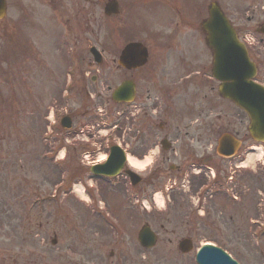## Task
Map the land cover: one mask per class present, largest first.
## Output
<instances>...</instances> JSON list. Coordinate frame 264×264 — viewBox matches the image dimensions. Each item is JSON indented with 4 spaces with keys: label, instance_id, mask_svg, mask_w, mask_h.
<instances>
[{
    "label": "flooded vegetation",
    "instance_id": "obj_1",
    "mask_svg": "<svg viewBox=\"0 0 264 264\" xmlns=\"http://www.w3.org/2000/svg\"><path fill=\"white\" fill-rule=\"evenodd\" d=\"M87 4L88 0H4L0 53L21 47V27L28 21L29 10L38 39L60 44L68 41L75 46L77 42H86L85 37L74 34L70 23L72 17L79 16L84 31ZM246 21L249 26L233 23L235 30L250 27L258 37V47H263L264 18L257 22L253 15ZM59 53L66 58L64 50ZM74 54L75 58L80 55L79 58L84 59L83 51L75 49ZM250 57L259 67L257 77L262 78V61L252 53ZM145 68L147 73H141ZM67 69L63 68L65 76ZM157 70L158 67L145 66L122 71L123 78L116 85L106 86L105 90L102 87L101 91L100 71L91 75L88 68L79 65L75 69L74 86L64 94L66 116L71 122V128L65 133L70 180H85L91 175L92 167L104 163L98 161L99 154L104 159L109 158L112 147L118 145L126 155L123 166L115 177L95 178L96 217L108 230L105 220L127 235H137L149 228L157 236V242L160 239L162 243L161 264H195V253L206 240L232 254L225 239L218 241L212 236L222 234L214 219L217 213L225 219L226 234L232 232L231 220L236 216L242 222L243 231L257 233V263L264 264V216L261 215L264 211V160L255 159L258 148L264 156V143H256L249 136L245 113L216 114L213 83L202 84L207 87L205 93L201 83L190 79L192 72H185L179 82H167V74L162 72L158 76ZM200 71L196 73H205V68ZM146 79L148 81L143 82ZM124 80L133 84V100L115 103L111 100L112 93ZM77 101L79 108L75 106ZM96 101L106 105L108 115L111 109H116L112 112L113 124L108 129L113 137L107 138L104 144L94 143L93 148L81 145L79 164H75L74 145L84 141V133L91 139L107 126L100 113L103 109L95 105ZM124 120L128 121L126 129ZM223 133L230 134L238 143V147L229 149L227 157L217 151V140ZM87 160L89 162H85ZM248 192L254 194L248 198ZM69 231L75 232L71 222ZM203 235L210 237L206 239ZM201 237L205 242H200ZM115 243L117 247H112L101 263L127 262L128 252H122L116 239ZM149 252L151 250H143L144 261H151ZM239 262L245 264L242 259Z\"/></svg>",
    "mask_w": 264,
    "mask_h": 264
},
{
    "label": "rangeland",
    "instance_id": "obj_2",
    "mask_svg": "<svg viewBox=\"0 0 264 264\" xmlns=\"http://www.w3.org/2000/svg\"><path fill=\"white\" fill-rule=\"evenodd\" d=\"M107 1L88 0L87 21L83 25L86 32L81 27L79 16L71 18L72 31L85 37L86 42H77L76 46L71 42L65 46L66 49L72 47V50L83 51L84 59L81 60L79 55L77 60L70 62L72 67L75 64L88 68L91 75L100 71L101 91L102 87L104 90L106 86L113 87L123 78L122 71H116L113 61L125 43L123 34L128 33L125 41H141L148 47V69L158 67L156 73L158 76L166 73L167 82H179L184 79L185 72H192L190 79L201 83L206 93L207 87L202 84L207 81L209 73L197 74L196 71L211 64L210 51L199 29L210 2L218 3L236 25H247L246 17L253 15L257 22L264 18V3L260 0H147L131 9H126L125 5L136 0H117L120 6L117 17L104 15L103 7ZM192 3L194 6L191 8ZM28 15V21H24L21 27V47L0 53V264H113V260L109 263H101V260L114 246L117 247L115 238L122 252L129 254L125 264H161L160 239L149 252L151 261H144L146 253L143 254L138 246L135 235L124 234L117 239L96 215L88 214L96 211V203L85 196H95L94 178L87 176L85 182L76 178L68 190L63 188L61 182L68 173L67 143L59 120L65 109L62 90L68 81L63 68L67 67L65 63L68 64L69 59L65 62L59 53L64 48L58 41L38 39L30 10ZM118 30L120 39L115 32ZM243 33L257 39L248 28ZM90 46L101 52V65H96L86 53ZM258 55L262 61V78L259 81H264V46ZM141 73H147L146 68ZM215 99L217 115L239 114L234 108L228 111L217 93ZM79 105L77 101L75 106L79 108ZM95 105L103 109L100 113L107 126L91 139L88 133H84V141L74 145L75 164H79L81 145L93 148L94 143L104 144L107 138L113 137L108 129L113 124L112 112L116 109H111V115H108L103 102L96 101ZM52 119L54 123L50 122ZM124 122L126 129L128 121ZM124 133L126 137L128 131ZM100 157L101 154L98 160ZM73 171L76 172L75 169ZM89 184L93 187L89 188ZM74 187L75 190L84 187V194L75 191L76 196L71 193ZM247 194L250 198L254 193ZM214 219L222 234L212 237L218 241L225 239L231 252L245 264H258L255 236L243 231L241 220L233 216L232 232L226 234L224 228L227 224L223 215L217 213ZM70 222L75 232L69 231ZM202 237L208 239L210 236ZM202 237L200 242L205 241Z\"/></svg>",
    "mask_w": 264,
    "mask_h": 264
},
{
    "label": "water",
    "instance_id": "obj_3",
    "mask_svg": "<svg viewBox=\"0 0 264 264\" xmlns=\"http://www.w3.org/2000/svg\"><path fill=\"white\" fill-rule=\"evenodd\" d=\"M0 4V12H1ZM106 15L117 13V4L110 1L104 8ZM203 29L207 35V44L213 52L214 78L221 81L219 94L221 97L230 100L237 107L244 110L251 122L250 133L257 139L256 133L259 126L264 127V88L250 81L254 75L253 66H251L246 57L244 48L236 40L235 34L229 26L227 20L222 15L216 4L209 7V19L203 24ZM91 53L96 62H100V56L92 48ZM147 52L143 45L139 43H130L124 47L118 60V64L131 69L144 65ZM132 86L130 83H124L114 94V101L128 102L131 98ZM63 128H69L65 119L62 120ZM226 142V137L220 139V145ZM114 165L109 159L103 170H92L95 174L111 175L115 168L121 165ZM102 171V172H101ZM141 245L151 247L155 242V237L151 234L141 232L138 238ZM209 248V247H204ZM200 261L203 264H221L218 261L205 260L202 255Z\"/></svg>",
    "mask_w": 264,
    "mask_h": 264
},
{
    "label": "clouds",
    "instance_id": "obj_4",
    "mask_svg": "<svg viewBox=\"0 0 264 264\" xmlns=\"http://www.w3.org/2000/svg\"><path fill=\"white\" fill-rule=\"evenodd\" d=\"M148 163H151V160H149Z\"/></svg>",
    "mask_w": 264,
    "mask_h": 264
}]
</instances>
